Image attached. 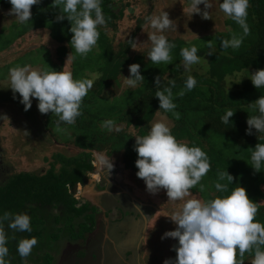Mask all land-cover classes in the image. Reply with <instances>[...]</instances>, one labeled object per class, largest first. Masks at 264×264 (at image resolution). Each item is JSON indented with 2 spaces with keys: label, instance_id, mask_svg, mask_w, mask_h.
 Wrapping results in <instances>:
<instances>
[{
  "label": "trees",
  "instance_id": "1",
  "mask_svg": "<svg viewBox=\"0 0 264 264\" xmlns=\"http://www.w3.org/2000/svg\"><path fill=\"white\" fill-rule=\"evenodd\" d=\"M114 2L115 0H102L106 25L99 26L100 37L97 45L86 57H79L70 45L73 34L70 32L71 22L67 18L56 21L54 25L44 24L34 28L38 30L48 28L51 40L58 44L57 61L52 60L51 71H66V59L71 53V58L76 57L71 61L75 79H79L81 74L84 78H92L94 73L97 78L94 80L93 87L83 98L82 115L77 118L76 123L61 125V127L72 129L75 137L71 141L80 150H74L72 155L65 152L55 153L54 160L50 162V168L44 175L20 171L12 179L0 183V214L27 213L31 217L32 232H18L15 233L14 239H9V256L7 257L9 264H56L55 256L52 255V250L56 248H49L47 241L43 240V235L47 232V227L51 226L53 219L57 221L58 233L55 237L59 244L64 241H82L88 237L95 227V216L90 211L93 206L90 202H85L83 198L76 197L75 188L78 184L86 183L95 168L94 158L103 153L113 157L114 160L115 155L122 153L125 167L137 172L135 136H144L149 133L159 111L173 120L171 130L177 140L189 146L201 147L210 159L211 169L200 182L204 185V190L201 191L198 184L191 189V192L198 196H202L203 193L208 201L219 195H229L235 188L243 186L249 198L258 203L259 211L255 219L264 223V202H262L264 200V167L257 172L251 166L252 151L257 143H264V134H259L258 138V132L255 129L252 135L246 134L247 119L257 114L249 104L264 95V88H255L248 78L250 73L264 69V0H250L247 23L251 34L245 38L239 49L220 48L221 38L230 39L232 33H242L240 26L231 19L228 20L233 26L231 30L218 33L211 44L198 47L197 55L201 59L209 58L208 66L203 67V72L185 70L183 58L180 55L181 49L190 48L197 39L193 43L182 38L169 39V42L175 44V48L172 49L171 64H154L148 59V54L138 49L136 52L132 48L130 40L137 41L150 15L138 19L128 39L120 42L117 48L113 42L114 37L109 31L119 30L118 24L124 18L125 10L117 11L113 7ZM47 5L53 6V0H41L40 4L33 5L31 12L36 14L39 9ZM11 7L9 0H0V9L10 10ZM4 28L6 25L0 26V29ZM19 37L21 36L17 39ZM207 38L210 39L209 36L205 39ZM15 41H10V45H13ZM6 48L0 49V54ZM48 51L51 56V50ZM209 51L214 53L208 55ZM134 63L140 64L141 74L145 80L134 89L127 86L122 94H114L113 100H109L105 94L113 89L122 88L125 77L130 78L129 65ZM8 67L11 69L14 66L8 65ZM84 70L89 75H86ZM7 73L0 75V78H7ZM189 75L195 77L197 85L183 97L176 96L174 100L178 105L176 111L181 113V118L176 120L171 112L159 109V99L155 97V94L170 86L169 81L174 80L176 86L173 88V94L175 96L184 88ZM158 76L161 79L159 87L155 84V78ZM2 88L8 91V87L3 85ZM9 90L10 93L8 97H5L6 99L1 96L4 93H0V104L3 103L12 109L15 119L17 118L19 122L22 119H30L27 116L32 107L31 110L25 111L24 105L19 102V94L17 93L14 99L12 90ZM37 104L38 100L33 98L32 106L37 108ZM229 109L236 112L230 118V123L224 124L221 117ZM21 115L26 117L22 118ZM47 115L46 128L55 135L50 125L56 126L59 118L52 112ZM109 119L125 127L120 128L119 132H109L101 127L102 123ZM131 126L136 129L134 133L128 130ZM217 136L228 138L236 145L237 153L233 158L225 153L222 145H218L215 139ZM0 140L3 146L6 140L1 138ZM226 170L234 176V184L229 185L228 193H218L213 182L218 179L220 171ZM32 202L35 204H30ZM62 218H67L71 224L65 226ZM67 227L69 238L62 240V232L67 230ZM9 235L12 236L10 230ZM32 236L38 239V244L34 246L27 258H21L16 251L17 242L21 238Z\"/></svg>",
  "mask_w": 264,
  "mask_h": 264
},
{
  "label": "clouds",
  "instance_id": "2",
  "mask_svg": "<svg viewBox=\"0 0 264 264\" xmlns=\"http://www.w3.org/2000/svg\"><path fill=\"white\" fill-rule=\"evenodd\" d=\"M9 3L12 5L9 14L14 15L20 24H28L33 5L40 4L41 0H9ZM201 4L204 5L203 11L198 7ZM53 6L60 9L57 21L67 18L71 22V47L77 55L86 57L97 45L100 37L99 26L106 25L102 0H53ZM211 7L210 0H190L192 15L200 14L202 18L210 19L208 9ZM249 7L250 0H222L219 3V9L225 16L242 29L240 34L232 33L230 39L221 38V49H239L245 38L251 34L247 23ZM147 19L156 30L148 35L152 44L148 59L154 64H171L175 44L169 42L165 35L156 33L172 28L173 20L165 11L159 16H150ZM135 43L130 40L133 49ZM197 52L195 45L181 49L185 70H190L191 65L199 63ZM213 53L209 51L208 55ZM129 72L130 78L125 77V84L130 88H136L145 80L140 64L129 65ZM9 78L13 98L16 99V94H19V102L24 105L25 111L32 107V99L35 98L41 114L52 112L58 116L57 131L63 130L62 124L74 125L82 115L83 98L93 87L95 80V77L75 79L71 72L38 70L28 65L9 69ZM248 78L255 88H264V69L250 73ZM155 84L160 86L159 76L155 78ZM169 84L170 86L157 91L155 97L159 99V109L171 112L179 120L181 113L176 111L178 105L174 100L176 96L183 97L194 89L197 80L189 75L184 88L175 96V81L171 80ZM249 106L257 114L247 119L246 134L252 135L255 129L259 138V134H264V95ZM235 112L227 110L221 117L222 122L229 124ZM101 127L109 132L121 130L111 119L104 121ZM135 138L134 151L138 157L135 161L138 169L136 176L145 182L149 193L155 194L165 189L169 200L178 201L188 196L190 190L198 184L200 190H204V185L200 182L211 169L207 153L199 146H189L177 140L168 122L157 121L152 124L147 135ZM97 160L105 166L108 173L114 169L112 158L100 156ZM251 162L257 172L264 167V143L256 144L251 154ZM234 179L227 170L220 171L213 186L218 193H228L229 185L234 184ZM258 211V203L249 198L243 186L235 188L229 195H219L208 201L188 199L180 210L166 216L170 217L176 228L166 231L161 239H177L178 244L172 249L176 252L175 259H165L163 264H245L246 253L253 256L252 264H264V223L255 219ZM18 232H32L30 215L12 212L0 214V264H9V239H14ZM37 244L38 239L35 236L21 238L17 242L16 251L21 258H27Z\"/></svg>",
  "mask_w": 264,
  "mask_h": 264
},
{
  "label": "rangeland",
  "instance_id": "3",
  "mask_svg": "<svg viewBox=\"0 0 264 264\" xmlns=\"http://www.w3.org/2000/svg\"><path fill=\"white\" fill-rule=\"evenodd\" d=\"M210 2L212 3V7L208 9L210 19H204L200 14L192 15L190 10V0H115L113 7L117 9V11L124 9L125 16L119 21V30H110L109 33L114 37L113 42L115 46L119 48V43L128 39L129 35L137 25L138 19L146 17L147 15L159 16L165 11L169 14V18L173 20L174 26L165 30L163 33L157 32L156 34H163L168 40L182 38L189 43H193L197 39L191 46L195 45L197 48L205 46L214 42V39L216 38L215 36L218 33L227 32L233 28L228 22L230 18L225 16V14L219 9V3H221L222 0H210ZM198 7L202 11L204 10L203 4L198 5ZM59 14V7L47 5L42 9H39L36 14L32 13L28 24H20L14 15L9 14V10L3 8L0 9V26L3 24L6 25V28L0 29V49L2 50L6 48L11 42L16 40L13 45L11 44L12 46L10 45L6 50L1 51L0 75H5L9 72L10 67H8V65H13L14 67L32 65L33 67L31 68L33 69L51 71L52 60L57 61L58 44L51 40L50 31L47 30L48 28H41L42 30L34 28L38 25L44 24L54 25L57 21L56 17ZM153 32H156V30L151 27L150 21L148 20L147 24H145L143 30L138 35L134 49L136 52L138 49L139 51L148 54L146 52H149L152 47L148 35ZM18 36L21 37L17 39ZM208 36L210 39H205ZM49 49L51 50V56H49ZM70 56L69 58L67 57L65 66L67 69L66 72L72 73L71 61L73 60ZM208 62V57L203 59L200 58L199 63L190 66V71L194 70L195 72H203V67H206V65L208 66ZM84 73L89 75L85 70ZM7 75V78H0V93H4L1 95L4 96V99H6L5 97H8V94L10 93L9 73H7ZM93 77H95V79L97 78L95 73L92 74V78ZM83 78L84 75L81 74L79 79ZM3 85L8 87V91L2 88ZM126 88L127 85L125 84L124 79L122 88L113 89V91H109L105 95L109 100H113L114 94L120 95ZM21 116L23 118L25 115ZM0 117H2L0 118V138L6 140L5 144H3L4 148L0 151V157H3V164H0V171L3 169L1 166L7 167L11 164L18 171L41 170L43 167L50 166V162L54 160L53 155L55 153L65 152L66 154L72 155L74 150H80L74 146L71 141L75 137L72 129L62 127V131H57L55 125H50L53 134H55L52 135L46 128V124H48V115L39 113L36 106H32V110L29 116H27L30 119H22V121L19 122L17 118L15 119L12 109L1 103ZM157 121L168 122L170 127H172L174 123L169 116L164 115L160 111L153 123ZM116 125L120 128L125 127L123 124ZM128 130L132 133L136 131L133 126L129 127ZM215 139L217 140L218 145H222L221 147L224 149L225 153L233 158L234 154L237 153V148L233 141L220 136H217ZM2 143H4V141ZM115 156L117 163L114 166L113 173H115L111 177V181L114 183L111 184H114L118 191L119 189L128 190L131 188V194L135 196L136 199L137 196L135 193L142 192L141 195L144 197L147 196V200H149L152 205L156 206L144 209V211L147 210L149 216H152V223L150 224V230H148L146 242L144 243L147 254H145L143 264H163L165 259H175L176 252L172 249L174 245L178 244V240L173 238L162 240L161 237L166 231L175 230L176 225L171 221L170 217L168 218L163 214H160L159 211H164L169 214L170 212L174 213L175 211L180 210L188 199H192L191 190L189 195L182 200L171 201L169 200L165 189H161L155 194L149 193L146 190L145 182L142 179L137 178L134 173L135 171L132 172L130 170L129 173L132 174V178L129 177L128 183H125L127 181L125 179L126 176L125 178L119 176L123 171L125 172L123 154L119 153ZM106 158H112L114 161V158L111 156H107ZM133 177L136 178L134 179ZM140 187L143 189H140ZM114 190V192H116V189ZM136 199L133 198L134 202L137 201ZM198 199L207 201V198L203 193L202 196H198ZM262 202H264V200ZM145 206L148 207V205ZM55 209L57 210L58 208ZM62 220L65 226L71 224L69 220L67 221V218H62ZM56 223L57 221L53 219L51 226L47 227V232L43 235V240L47 241V246H49V248H56L55 250H52V255L59 252L57 251V248L62 244H59L58 239L55 237L56 233H58V226ZM125 227L127 228V226ZM66 229L67 230L62 232V240H67L69 238V229L68 227ZM71 255L72 254L68 255L66 257L67 260L65 259L62 264H78L77 258ZM252 259V255L248 253L245 254V264H252Z\"/></svg>",
  "mask_w": 264,
  "mask_h": 264
},
{
  "label": "crops",
  "instance_id": "4",
  "mask_svg": "<svg viewBox=\"0 0 264 264\" xmlns=\"http://www.w3.org/2000/svg\"><path fill=\"white\" fill-rule=\"evenodd\" d=\"M31 67H33L31 65ZM100 156L103 157H107L108 155L103 153L100 154ZM114 165H116L117 161L114 160ZM129 170L134 172L131 169H127L125 167V172L123 171L119 176L122 178H125L126 176V182L128 183V179L129 177L132 178V174L129 173ZM114 169L111 170V173L106 172V174H102L100 175L101 177H105L107 180H110L112 175L115 173H113ZM136 174V172H134ZM91 178V175H90ZM134 179L136 177H133ZM94 180V179H92ZM100 180V179H98ZM104 182L105 184L109 185V182ZM100 190H103L104 185H102L100 183ZM82 186V184L80 185V187ZM111 186V183H110ZM93 189L96 191H98V189H96V187H99V183L97 182L95 185H92ZM140 189H143L142 187H140ZM131 188H129L127 191L131 194ZM126 193V191H125ZM142 193V192H141ZM141 193H135V195L137 196V199L135 196L134 199H136V203H135V207H131L132 209H128V211H130V230H131V234H125V232L122 230L121 227L119 226H115V228L110 227V219H111V215H108V209L103 211V214H101L99 217L95 218V224H98V227H96L95 231L93 230L92 234H90V239L88 241V244L86 247H84L85 245H83L84 243H80L82 246V248L78 247V252L75 254L71 253V256H75L77 258V262L78 264H143V259L145 257L146 251H145V247H144V243L146 242V236L148 233V230H150V224L152 223V216H149L147 210L144 211L145 208H150V207H156L155 205H152V203L147 200V196L144 197L141 195ZM82 194V193H81ZM132 195V194H131ZM79 196H81L79 194ZM149 197V196H148ZM191 198H198V195L193 194L191 192ZM100 199V197H99ZM95 201H97L95 199ZM147 202V203H146ZM90 204H92V202H90ZM139 207H136V206ZM145 205H148V207H146ZM95 206V204H94ZM145 206V207H144ZM99 208V207H98ZM159 209V208H158ZM106 212V213H105ZM160 214H163L164 216H168L173 214L172 212H170L169 214L164 212V211H159ZM147 217H145V216ZM109 218V219H108ZM169 218V217H168ZM106 223V227L104 228V224ZM140 225V226H137ZM134 232L136 234V236L134 235ZM134 238L136 241H138L135 245L131 242L134 241ZM84 241V240H82ZM68 246V247H67ZM64 247H67V250L69 248V246L71 245H67ZM73 246V245H72ZM92 248H90V247ZM66 249V248H65ZM98 249V253L96 254L95 252ZM63 254H54L55 259L62 257V261H64L66 259V257L68 255H70L69 253L72 250H68ZM91 251V254H89V252ZM88 254V255H87ZM99 257L98 259H95V257ZM67 260V259H66ZM72 263V262H71Z\"/></svg>",
  "mask_w": 264,
  "mask_h": 264
},
{
  "label": "flooded vegetation",
  "instance_id": "5",
  "mask_svg": "<svg viewBox=\"0 0 264 264\" xmlns=\"http://www.w3.org/2000/svg\"><path fill=\"white\" fill-rule=\"evenodd\" d=\"M3 148L4 147L2 146L1 140H0V151ZM97 157H99V156L96 155V157L94 158L95 168H94L93 172L91 173V178L94 179L93 185H95L97 182L99 183V187L98 188L96 187V189H98L97 192L105 191V193H101L100 196L99 195L96 196L97 201L94 200L92 202L91 205L93 206V209L90 211H91V213L94 214V216L96 218V217H99L101 214H103L102 209L103 210H104V208L108 209L107 210L108 215H111V219L109 221L110 227L115 228V226H119L122 228V230L125 232V234L129 235V234H131L129 223L131 220L130 216L132 214L130 215V211H128V209L131 210L132 209L131 207H135L136 202L134 203V200H133L134 197L126 189H124V190L119 189V191H118V189L115 187L114 184H111V186H110V183H114L113 181H111V179L107 180L105 177L100 176L102 174L105 175L107 170H106L105 166L97 160ZM0 164H3V157L2 156L0 157ZM1 167L3 169L0 171V183L7 182L8 180L12 179L14 177V175H16L20 172V171L16 170L12 164L7 166V167H4V166H1ZM49 168H50V166L49 167H43L41 170H37V171H32V170H21V171L32 172L36 175H44L47 173ZM91 178H89L86 181V183L82 184L81 187H80L81 184L77 185V187L75 188L76 197L82 198V194H81L82 189L88 184V181H90ZM98 179H100V180H98ZM106 180H107V182H109V185L104 183V182H106ZM100 183L102 185H104L103 190L99 189V188H101ZM122 188H124V187H122ZM114 189H116V192H114L115 191ZM125 191H126V193H125ZM79 194L81 196H79ZM99 197H100V199H99ZM84 201L87 202V200H85V199H84ZM30 204L34 205L35 203L32 202ZM94 204H95V206H94ZM103 226L105 228L106 223ZM125 226H127V228ZM96 227H98V224H95V227L93 229L94 231H95ZM93 230L89 233L88 237L84 241H77V242L76 241L75 242H70V241L65 242L64 241L62 244L59 245V247L57 249V251H59V252H57V253L63 255L67 250V247H68L67 245L69 244L71 246H69L68 250H72L69 254L73 253L76 255V253L78 252L77 251L78 247L82 248L81 247L82 245L80 243L85 242L83 245H85L84 247L87 246L88 241L90 239V234H92ZM134 235L136 236L135 233H134ZM137 242L138 241H136L134 238V241L131 243H133L135 245V243L138 244ZM64 246H67V247H64ZM95 253L96 254L98 253V249ZM89 254H91V251L89 252ZM98 258H99L98 256L95 257V259H98ZM62 263H63L62 257H59L56 259V264H62Z\"/></svg>",
  "mask_w": 264,
  "mask_h": 264
},
{
  "label": "water",
  "instance_id": "6",
  "mask_svg": "<svg viewBox=\"0 0 264 264\" xmlns=\"http://www.w3.org/2000/svg\"><path fill=\"white\" fill-rule=\"evenodd\" d=\"M93 181L94 180H90L88 182V184L82 189V198L89 201V202H93L96 199V196H100L101 193H105V191L103 192H95V190L93 189L92 185H93ZM91 183V184H90Z\"/></svg>",
  "mask_w": 264,
  "mask_h": 264
}]
</instances>
